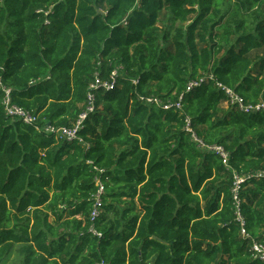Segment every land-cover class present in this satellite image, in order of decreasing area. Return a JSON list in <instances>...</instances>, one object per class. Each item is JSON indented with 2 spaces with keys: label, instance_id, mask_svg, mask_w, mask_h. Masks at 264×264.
I'll return each instance as SVG.
<instances>
[{
  "label": "trees",
  "instance_id": "obj_1",
  "mask_svg": "<svg viewBox=\"0 0 264 264\" xmlns=\"http://www.w3.org/2000/svg\"><path fill=\"white\" fill-rule=\"evenodd\" d=\"M262 51L264 0H0V79L41 123L72 125L120 71L75 140L5 114L0 89V264H264V113L219 86L264 101Z\"/></svg>",
  "mask_w": 264,
  "mask_h": 264
},
{
  "label": "built area",
  "instance_id": "obj_2",
  "mask_svg": "<svg viewBox=\"0 0 264 264\" xmlns=\"http://www.w3.org/2000/svg\"><path fill=\"white\" fill-rule=\"evenodd\" d=\"M118 71L115 69L112 73L111 79L102 81L98 76L96 80L90 84L89 91L87 93V101L85 104V109L82 111L78 119L70 126L62 125L57 126L53 125L51 123H41L40 121V115L34 110H29L13 101L12 98V87L5 84L0 79V89L3 91V96L1 98V104L4 107L5 114L8 116L13 117L14 119L21 120L26 124L34 126L37 130L44 131L47 134L54 135L56 138L61 139H67V140H75L79 138V131L84 127V122L87 119L88 115L95 110L96 105V97L95 93L93 92V89L103 87L105 89H112L114 88L118 81H117ZM201 82L200 79L190 81L187 86V91H192L197 85H199ZM134 83H137V80H134ZM219 86L225 91L228 101L231 105L238 106L242 111L248 112V113H264V101H260L257 103H248L245 101V99L233 88L224 86L222 84H219ZM142 100L147 102H154L157 105H163L165 109H169L171 106H173L171 103H164L162 99L158 97H141ZM182 100L179 99L175 102V107L177 109H182ZM186 130L191 133L192 139L196 142L198 148L203 151L207 152H213L219 155L223 162L229 166V152L225 149V147L222 144H207L204 142L202 138H200L196 131L191 126V121L188 118L186 123ZM257 176H264V172L257 173ZM244 178L235 175V182H234V199L236 202V207L238 209L237 214L242 219L240 215V199L238 197V192L240 190V185L243 182ZM98 197H100V194L104 192L105 186L104 184L98 180ZM99 200V199H98ZM99 211L96 207L92 214H91V220L94 221L96 216L98 215ZM242 234L247 235L246 229H242ZM252 249L255 253V257L259 258L264 262V245L259 242H253Z\"/></svg>",
  "mask_w": 264,
  "mask_h": 264
},
{
  "label": "rangeland",
  "instance_id": "obj_3",
  "mask_svg": "<svg viewBox=\"0 0 264 264\" xmlns=\"http://www.w3.org/2000/svg\"><path fill=\"white\" fill-rule=\"evenodd\" d=\"M167 18H168V14L166 12H163V15H162V23H166L167 22ZM161 23V25H162ZM259 54L261 55H264V51L260 52ZM118 71V73H120V71L118 70V68L116 69ZM224 107H227L228 104L227 103H224L223 104ZM120 207H122V204L119 205ZM17 262V259H16V256L13 255L10 260L8 261V263L6 264H11V263H15L16 264Z\"/></svg>",
  "mask_w": 264,
  "mask_h": 264
}]
</instances>
